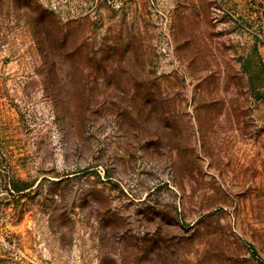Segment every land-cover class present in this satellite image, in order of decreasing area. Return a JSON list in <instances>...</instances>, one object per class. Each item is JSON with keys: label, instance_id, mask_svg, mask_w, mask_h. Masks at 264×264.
Listing matches in <instances>:
<instances>
[{"label": "rangeland", "instance_id": "374dc122", "mask_svg": "<svg viewBox=\"0 0 264 264\" xmlns=\"http://www.w3.org/2000/svg\"><path fill=\"white\" fill-rule=\"evenodd\" d=\"M0 264H264V0H0Z\"/></svg>", "mask_w": 264, "mask_h": 264}, {"label": "trees", "instance_id": "16d2710c", "mask_svg": "<svg viewBox=\"0 0 264 264\" xmlns=\"http://www.w3.org/2000/svg\"><path fill=\"white\" fill-rule=\"evenodd\" d=\"M12 187H13L12 189H13L14 191H16V192H20V191H23V190L29 188L28 186H26V185H24V184H23L22 186H20V187H16V186H14V185H13Z\"/></svg>", "mask_w": 264, "mask_h": 264}]
</instances>
